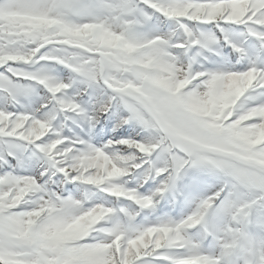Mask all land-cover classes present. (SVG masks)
I'll return each mask as SVG.
<instances>
[{
	"label": "snow or ice",
	"instance_id": "snow-or-ice-1",
	"mask_svg": "<svg viewBox=\"0 0 264 264\" xmlns=\"http://www.w3.org/2000/svg\"><path fill=\"white\" fill-rule=\"evenodd\" d=\"M0 264H264V0H0Z\"/></svg>",
	"mask_w": 264,
	"mask_h": 264
}]
</instances>
